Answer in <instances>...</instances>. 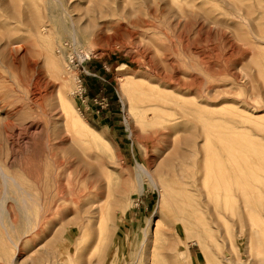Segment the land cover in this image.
I'll return each mask as SVG.
<instances>
[{
	"label": "rangeland",
	"instance_id": "374dc122",
	"mask_svg": "<svg viewBox=\"0 0 264 264\" xmlns=\"http://www.w3.org/2000/svg\"><path fill=\"white\" fill-rule=\"evenodd\" d=\"M13 1L0 0V106L14 123V133L0 129V161L25 191L5 193L0 173V247L10 235L18 264H37L56 237L71 258L85 222L80 264H178L185 247V264H264L255 251L264 250V224L254 221V234L244 219L264 217V193L257 208L253 187L264 172V49L255 38L264 36V0H19V31L8 34ZM129 79L148 88L126 93ZM61 100L101 140L74 135ZM229 162L244 173L226 174Z\"/></svg>",
	"mask_w": 264,
	"mask_h": 264
},
{
	"label": "bare ground",
	"instance_id": "6f19581e",
	"mask_svg": "<svg viewBox=\"0 0 264 264\" xmlns=\"http://www.w3.org/2000/svg\"><path fill=\"white\" fill-rule=\"evenodd\" d=\"M19 0H15L13 1V8H14V20H15V25L13 28H11V26H9L10 28L6 29V32L8 34H15L19 31V23L21 22V5L18 2ZM60 3L61 5V0H56ZM66 13L67 10H65ZM69 14V13H68ZM1 17V16H0ZM76 23L72 22V27L75 28ZM258 47L259 49H264V47H260V46H264V36L258 37L255 36ZM63 78H64V87H70L71 84L74 83V81H71L70 76L68 75L67 72L64 71L63 73ZM142 86L145 89L148 88V85H146L145 83H138L136 82L134 79H129L126 81V83L124 84L123 90H126V93L130 91V88H136L134 86ZM76 84L73 85L74 88ZM130 87V88H129ZM158 90V89H157ZM155 90L154 92H157L156 96L158 97V95L164 99V100H168V95L165 96L164 92L161 91L160 89L157 91ZM131 92V91H130ZM61 108L62 111L64 113V119H62L63 123L65 125H69L70 129L72 132H74V135H76L78 138L83 139V140H87L88 143H95L99 140H101V138H99V136L97 135L96 131L94 129H92L90 127V125L86 122V120L77 112L75 111V108L68 103L66 100H61ZM3 106H0V129H3L4 131H10L12 133H14V123L11 122V120L9 119V117L6 118L7 115L4 116V114L2 113L4 110ZM253 117L249 116L248 120L252 121ZM105 146L109 147V144L106 143L105 141ZM236 144L238 146H240L241 148H245L247 153V157L250 158V148L248 145L243 144V142L241 140H237ZM259 144V148L262 150H264V142H260ZM229 166H227V169L224 170V172L226 174H229V172L235 171L238 174H243L245 169L242 165L241 162L239 163H228ZM140 171L142 172L143 175L149 176L152 180V182L154 183V185L156 187H162L163 190H165V192H167V188L165 186H163L161 183H157L156 180L154 179V177L151 175V172L146 169L145 167H140ZM0 173H1V177L3 180V184L5 187V193L7 192L8 187L11 185L13 187H15L20 193H23V191H25V189L22 187V185L19 183L18 178L16 176H14L11 173H8L7 171H5V168L3 166V164L0 161ZM141 174H139V182L141 184V179H140ZM142 185V184H141ZM239 189H241L240 185L238 186ZM253 187H258V197H257V202L259 201L258 199L262 198V192L264 193V172L261 176V178L259 179V181L253 186ZM143 191V189L141 188V192ZM29 196V194H28ZM30 197V196H29ZM64 199V196H61ZM65 201H67L66 199H64ZM127 201L129 200L128 198V193L124 192L123 193V201ZM22 204L24 206L27 205V200L26 199H22ZM95 203H93L94 205ZM55 207V206H54ZM259 207V202L257 204V208ZM59 206L56 207V209H58ZM244 208H246L244 206ZM261 209V207H260ZM98 210L101 212V216L99 218V237H103L104 239L108 238L109 236H111V231H109V229L107 228V220L105 217V214L102 212L103 208L98 204ZM219 215L221 216V214L219 213ZM221 218L225 221H227L225 216H221ZM248 219L250 220L248 228L251 229V231L254 232V234H256L258 232V229H256V227L254 226V221L258 220L260 221L262 224H264V217L263 214L258 213V212H254V211H247V213L244 214V219ZM87 223H82L83 228H81L82 231V236L79 239V241L76 243L77 247L74 253V256H72L71 258H68V254H70V251H68V246L64 245V243L62 242V240H58L56 237H52L46 244H44V246H46L41 254H43V256H45V258H43V256L41 257V260H36L37 264H80V250L82 249V247L85 245L86 239L88 237V233L89 230L86 226ZM245 225H244V229H245ZM158 230V231H157ZM256 230V231H254ZM157 238L160 240L161 243H165L167 241V239L165 237H163L165 234L161 231V229H156V233ZM153 235V234H152ZM112 238V237H111ZM246 245H252L253 244V237L249 236L248 238H246ZM8 240L9 242H7V244L4 247H0V252L3 255V258L6 260H9L8 263L9 264H18V261L16 260L17 257V250L19 249V244L10 236L8 235ZM140 246L141 248L144 247L146 245V242L148 240L147 238V234L145 233L144 235H140ZM204 240V239H203ZM110 241V240H109ZM191 242L193 244H197L198 242H201L200 239H197V237L194 235V237H192ZM113 243V247L116 251H118V249L122 248L124 249V244H122L120 242V240L116 239L113 241L112 240L109 242V244ZM233 246L234 249H237V244L235 243V241H233ZM258 252L259 255H264V250H255ZM142 252V249H141ZM80 256V257H79ZM191 253L188 249V247H185L184 250L178 252V255H175L176 257V262L178 261V264H185L183 260L184 257H190ZM71 259V263H68V260ZM227 260H230V258H227ZM66 261V262H65ZM97 264H100L97 263ZM223 264V263H220Z\"/></svg>",
	"mask_w": 264,
	"mask_h": 264
},
{
	"label": "built area",
	"instance_id": "2783aa9c",
	"mask_svg": "<svg viewBox=\"0 0 264 264\" xmlns=\"http://www.w3.org/2000/svg\"><path fill=\"white\" fill-rule=\"evenodd\" d=\"M96 100H97V98H96Z\"/></svg>",
	"mask_w": 264,
	"mask_h": 264
}]
</instances>
